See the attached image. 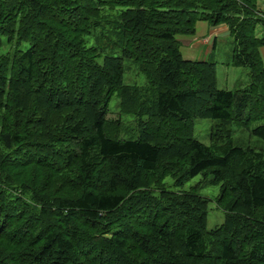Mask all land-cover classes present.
Segmentation results:
<instances>
[{"label":"trees","instance_id":"16d2710c","mask_svg":"<svg viewBox=\"0 0 264 264\" xmlns=\"http://www.w3.org/2000/svg\"><path fill=\"white\" fill-rule=\"evenodd\" d=\"M199 20L227 26L247 85L218 88L214 61L182 56L177 36ZM4 42L15 46L0 53V264H264V149L229 129L264 119L259 0H0ZM106 46L120 56L99 60ZM124 59L145 84L123 82ZM114 93L135 139L107 119ZM194 118L217 120L209 144ZM251 134L264 141V123ZM198 174L219 184L224 220L211 229L197 185L164 182Z\"/></svg>","mask_w":264,"mask_h":264},{"label":"rangeland","instance_id":"374dc122","mask_svg":"<svg viewBox=\"0 0 264 264\" xmlns=\"http://www.w3.org/2000/svg\"><path fill=\"white\" fill-rule=\"evenodd\" d=\"M102 14L108 15L111 19H113L114 16L113 13H108L105 9L102 10ZM104 28H106V26L103 23L91 27L90 32L85 36L86 44L93 45L95 43V37L100 34ZM14 46V43L8 44L7 42H4L0 48V53L12 51ZM26 47L27 44L24 42L19 45V48L21 49ZM232 47L233 37L230 34L219 37L215 46L210 48L209 57H207V59L214 61L215 63L216 84L217 87L221 89L234 90L242 88L249 83L248 69L245 67H236L230 63ZM120 54V48L106 46L100 51L99 60H101L104 55L120 56ZM261 54L264 59V48L262 49ZM123 62L124 83L137 85H143L146 83L144 74L138 71L136 64L131 59H124ZM119 100V96L116 93L110 96L107 104V119L108 121L119 119V122L116 125V133L119 138L135 139L140 133L138 121L133 114L124 113L120 110ZM193 123V137L204 144H209L210 133L216 125L217 120L210 118H194ZM263 123L264 119L252 120L247 126L231 123L229 125V129L231 130V138L234 144L240 146H251L256 149H264V141L251 134L252 128ZM203 179V175L198 174L186 181L183 185L177 186L173 183V179L168 176L164 179V182L166 188L171 191L188 190L191 186L197 185L199 194L209 199L206 227L207 229H211L223 222L224 211L215 202V198L219 193V184L203 183Z\"/></svg>","mask_w":264,"mask_h":264},{"label":"crops","instance_id":"0c3cea01","mask_svg":"<svg viewBox=\"0 0 264 264\" xmlns=\"http://www.w3.org/2000/svg\"><path fill=\"white\" fill-rule=\"evenodd\" d=\"M259 3L264 9V0H259ZM228 34L229 30L224 24L212 26L206 21L199 20L196 22L194 34L178 35L177 38L180 41L181 54L185 59L204 60L209 57L210 48L215 46L217 39Z\"/></svg>","mask_w":264,"mask_h":264}]
</instances>
